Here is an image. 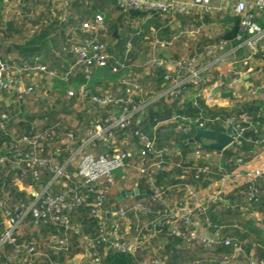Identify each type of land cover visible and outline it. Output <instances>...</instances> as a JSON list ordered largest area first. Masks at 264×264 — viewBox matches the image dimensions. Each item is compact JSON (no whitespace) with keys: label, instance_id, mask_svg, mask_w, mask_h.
Returning a JSON list of instances; mask_svg holds the SVG:
<instances>
[{"label":"trees","instance_id":"16d2710c","mask_svg":"<svg viewBox=\"0 0 264 264\" xmlns=\"http://www.w3.org/2000/svg\"><path fill=\"white\" fill-rule=\"evenodd\" d=\"M84 3L90 7L87 13L83 10L68 17L70 9ZM97 6L106 8L109 19L99 31H87L83 23L94 21ZM154 16L152 25L161 29L167 20ZM145 18L144 13L125 11L105 0H75L66 6L55 0L0 1V64L7 65L14 77L9 87L0 86V264H64L79 253L89 255L94 264H224L228 258L251 264V257L264 264V175L254 181L246 175L233 179L241 169L248 171L262 152L264 101H251L241 109L258 124L255 128L246 125L240 142L224 149L221 162L209 160L210 154L218 151L201 148L189 139L198 121L224 131L241 117L228 108L208 106L202 97L182 104L178 99L166 102L171 100L169 95L157 98L133 115L126 127H113L109 142L97 139L94 145L81 147L92 125L106 124L107 118L120 113L124 106L143 105L148 98L142 95L151 93L135 95L132 102L128 101L130 80L107 92L87 86L82 92L74 81L81 73L90 77L99 66L80 62L77 48L86 47L87 40L104 44L112 58L110 67L116 57L111 41L131 43L127 32L134 29L133 20H140L145 28L150 26ZM29 23L42 27L41 34H27ZM200 24L198 20L194 26ZM67 28L70 30L63 36ZM51 29L56 32L49 39ZM241 33V18L236 16L213 37L202 36L189 56L207 57L210 47L221 40L236 44ZM62 37L63 42L58 41ZM145 39L140 37L137 46L147 45ZM23 40L26 47L20 52L8 46ZM50 41L54 50L48 48ZM148 52L154 55L153 48ZM257 54L264 58L263 50ZM37 65L45 69H37ZM54 78L72 79V84L70 88L62 84L53 87ZM156 82L157 90L173 81L159 78ZM28 88L32 89L27 92ZM41 92L51 94V98L40 96ZM105 95L111 99L107 104L94 99ZM144 137L153 148L143 144ZM116 148L125 152L127 166L116 170L111 180L104 177L84 184L79 173L81 157H98ZM164 149L167 152L158 156ZM262 160L256 166L260 167ZM62 166L63 173L55 178ZM119 170L121 176L117 175ZM227 178L229 189L204 202L198 198L202 189ZM135 188L139 193L122 195ZM45 189V197H64L59 203L61 211L36 203L45 215L38 217L30 209L20 218L21 211L34 202V193ZM98 192L104 196L102 217L93 211ZM116 210L122 214H114ZM216 232L219 240L204 239ZM116 233L122 242L137 244L136 250L115 247L111 238ZM226 239L231 243L225 244ZM90 241L94 246L90 247Z\"/></svg>","mask_w":264,"mask_h":264},{"label":"crops","instance_id":"0c3cea01","mask_svg":"<svg viewBox=\"0 0 264 264\" xmlns=\"http://www.w3.org/2000/svg\"><path fill=\"white\" fill-rule=\"evenodd\" d=\"M1 1V0H0ZM37 2H41L43 0H33ZM46 1V0H45ZM213 5L216 7L213 12L208 13H198V14H192V15H177V16H170V15H160L164 21V26L161 27V29L156 28L154 25H152L153 20H150L152 17H155L154 15H150L147 13H144L146 15V18L144 20L149 23L150 26L143 27V28H134L130 32V36L132 37L131 45L128 46V43H122L118 39L112 40V45H115V51L118 50V55L113 53L116 57L115 60L112 61V65H117L121 67V71L119 73H113L110 70V67H98L95 68L90 75V77H85L82 73L78 75L77 79L74 81V85L79 84V87H89V88H96L100 89V92H107L110 91L112 86L120 84V82H124L126 80L133 81L132 83L136 82L138 83L142 91L139 92V94H146L151 93L150 96L142 95V97H146L150 101L155 100L157 98H163L167 95H169L166 91V89L171 85V83H168V86L164 87L161 86V89H155L156 88V81L159 78H163L164 81H166V76H170L172 79H187L190 76V73L181 69L177 64L176 61L184 58H191L189 54L195 49L198 48V45L201 42V37L204 36L205 38H211L215 34L211 32H203L201 30V24L205 16V20H216L218 22H221L224 27L230 26V21L232 18H235V4L237 0H212ZM106 3L109 4L110 1L105 0ZM112 3V2H110ZM114 6H116L114 3H112ZM112 6V5H111ZM38 8H41L40 6H37ZM85 8V9H84ZM83 10L85 13L90 10V7L85 6V3L83 6H75L74 8L70 9L68 11V17L72 16L73 14L78 15V13H83ZM95 10L97 11L96 14L102 13L104 15V24L107 23L109 19V12L106 10L103 6H97L95 7ZM80 11V12H77ZM136 12V11H134ZM138 14V12H136ZM143 13V12H139ZM32 19V18H31ZM162 20V21H163ZM201 21V24L196 27L194 24H196L197 21ZM257 23H259L261 26H264V15H257ZM145 22V21H144ZM33 23H29L26 27L28 29L26 31L27 34H41L42 27H39L38 25H32ZM222 26V28H223ZM242 29V24H241ZM70 29L65 30V34L67 36V33ZM53 29L49 32V39L52 38L54 34ZM144 34V35H143ZM144 36L147 41V45H151L150 48H153L154 55L151 56V54L146 57L142 58L140 60H136L140 58V50L138 44H136V41L140 37ZM171 36V38H169ZM203 38V37H202ZM64 37L60 38V42H63ZM237 39V43H238ZM23 41H16L15 44L13 42H9L8 46L12 48V50L20 52L21 50L25 49L26 45ZM236 43V44H237ZM235 43L229 41V44L225 48H220L216 52V55L224 54V52L228 51L230 48H232ZM23 45V46H18ZM38 45H33V47H37ZM48 48L54 50L55 44L53 41H50L48 43ZM114 47V46H113ZM47 48V47H46ZM139 52V53H138ZM259 54H254L253 56H249V50L247 48H243L242 51L240 50L235 55H230L229 57L225 58V62H221L220 64H217L213 67L212 70H209L208 74L200 73L199 76L209 75L213 82L217 79H221L222 82H224L226 85L227 83L231 84L229 88H215L212 87V83L209 84H199L194 85L190 84V87L183 92L180 95L171 96V100H168L166 102H172L173 99H178L179 103H183L184 101L188 99L195 100L197 97H202L204 99V102L210 106V107H225L229 110L235 111L233 112V115H237L241 118L239 123H242V119L244 117H247V113L245 111L241 112V109L251 101L255 100H262L264 101V58L258 56ZM151 56V57H150ZM193 57V56H192ZM149 58V59H148ZM248 58V59H247ZM148 59V60H147ZM213 59L212 56L205 57L203 59H200L197 63H195L194 67H192V70H199V67L206 66L211 62ZM237 60V62H234ZM126 66V67H125ZM143 70V72L140 71ZM163 71V72H162ZM189 73V74H188ZM132 79V80H131ZM52 85L53 87L57 85H63L68 86L67 88H70V84H72V79L68 81H63L59 78L52 79ZM143 83H148L150 85V88L146 89L143 87ZM81 84V85H80ZM78 87V88H79ZM164 87V88H163ZM212 87V88H211ZM226 87V86H225ZM155 89L156 91L149 92L148 90ZM230 92L231 95L227 96L226 93ZM137 94V95H139ZM51 95V94H50ZM47 98H50L48 94L44 95ZM263 103V102H262ZM264 106V105H263ZM162 111L160 113H163L164 110L161 108ZM240 111V113H239ZM173 114L176 115V111L172 110ZM237 112V114H236ZM173 117L175 118V116ZM178 117V115H176ZM256 125L258 122H255ZM230 124L226 126V129L229 127ZM255 125V126H256ZM255 126H251L255 128ZM198 127V126H197ZM209 128H213L208 126ZM224 129V130H226ZM219 130V129H218ZM222 131V130H221ZM196 132V128H195ZM264 133V132H263ZM195 134V133H194ZM193 134V135H194ZM264 138V134H263ZM206 142V141H205ZM208 142V141H207ZM262 152L261 154L256 158L255 162L251 164L249 169L257 168V161L262 158L264 160V141H262ZM223 151H218V153L214 152L211 153L209 156L210 161H222V154ZM262 160V161H263ZM255 163V164H254ZM249 169H247L249 171ZM246 170L241 169L240 174L239 172L233 175V179L236 177H244L246 175ZM118 176L122 175V172L119 170L117 173ZM247 176V175H246ZM229 179L223 180V183H215L212 184L209 188L202 189L198 194V198L204 202L209 200L210 198L213 199L221 192L229 189L230 187ZM121 194V192H120ZM120 194L117 196V199L120 200L121 196ZM199 202V200H198ZM211 234V233H209ZM64 264H94L91 261V258L89 255H86L84 253H79L75 255V257L70 261H67Z\"/></svg>","mask_w":264,"mask_h":264},{"label":"built area","instance_id":"2783aa9c","mask_svg":"<svg viewBox=\"0 0 264 264\" xmlns=\"http://www.w3.org/2000/svg\"><path fill=\"white\" fill-rule=\"evenodd\" d=\"M57 3L62 5H68L75 0H55ZM114 3L117 7L122 8L125 11H136L143 12L150 15H192L202 13L213 12L215 10V6L213 5L212 0H108ZM235 15L241 18L242 24V33L238 35V43L230 48L228 51L224 52V54L216 55V52L220 48H225L229 41L221 40L216 45L210 47L208 51V56H212L213 59L209 64L203 67H199V70H192L195 63H197L200 59L205 57L203 56H193L188 58V61H184V59H180L176 61V64L183 70L190 73V77L187 79H172L169 75L166 76L167 79L172 80L171 85L166 89L167 93L171 96L180 95L185 92L190 84L199 85V84H209L212 83V87L215 88H229L231 84L227 83V85L222 82L221 79H217L213 82L209 75L199 76L200 73L208 74L209 70H212L214 66L220 64L221 62H225L227 57L230 55H235L243 48H247L249 50V56H253L256 53H259L261 50L264 51V26H261L257 23V15H264V0H237L235 4ZM104 15L102 13H98L95 15V19L93 22L87 21L83 23V28L85 30H91L94 32L99 31L100 28L103 27ZM86 47L77 48L79 53V60L85 64H93L96 63L99 67H107L109 66V62H111V55L106 51V47L104 44L99 43L94 40L85 41ZM131 43H128L130 47ZM247 58V59H248ZM190 59V60H189ZM234 62H237L235 60ZM112 72H119L121 70L120 66L110 65ZM37 69H45L44 66L37 65ZM188 73V74H189ZM14 82L13 72L9 71V68L4 63L0 64V86L7 88ZM226 86V87H225ZM211 87V88H212ZM32 88H28L27 92ZM84 87H81V91L83 92ZM142 91L141 86L134 82L131 86L127 87V99L132 102V97L139 94ZM94 99L103 104H107L110 102V96L105 95L104 97H94ZM124 98H120V101H123ZM149 102H144L143 105L133 106L130 109H127L124 106V110L122 109L120 113L113 114L106 120V124L96 123L89 128L88 137L83 140L81 147L83 148L87 144L94 145L97 139H102L104 142H109L110 137L112 135L113 127H126L129 125L131 118L136 113H139ZM232 119L229 121L231 122ZM191 122V121H190ZM205 121H198L197 126L208 128L205 124ZM255 122H252L247 117L242 119V123H230L229 126L233 128V143L240 142L243 132L246 129V125L255 126ZM138 132H136L137 134ZM33 140V139H32ZM264 141V138L262 139ZM143 144L149 148H153L154 145L148 140V138L144 137ZM80 148V151L81 149ZM167 150H160L158 156L166 153ZM35 160V159H34ZM241 160V159H240ZM36 161V160H35ZM127 166L126 154L121 151L119 148H116L112 151V153H104L100 156L96 157L92 154H85L80 159L79 164V173L83 178L84 184H93L94 182L100 180L101 178H108L111 180L114 172L118 169L124 168ZM65 169V166H62L57 171V175L62 174ZM249 180L254 181L256 177L264 175V160L260 167L249 169L246 172ZM236 179V178H234ZM47 190L45 189L43 192L34 193L36 198L33 203L30 204L24 211H21L19 214L20 218H23L27 213L26 211L32 209L36 216L40 217L45 215V211H42L40 208L36 207V203H40L42 207L47 206V208H54L57 212L61 211L59 203L64 200L63 196H57L55 199L50 195L45 197V193ZM255 193V189L253 188L250 191V197L253 198ZM102 192H98L97 201L94 206V213L97 216L102 217V201H103ZM122 214V210L115 211L114 214ZM58 219V218H57ZM16 222H19V219H16ZM118 227V225H116ZM102 237L106 239L105 230L102 228ZM197 233V232H195ZM10 235L7 234V237ZM204 239H208L209 241H217L219 240V233H211L204 236ZM111 243L122 251H134L136 250L137 244H126L122 242V237L116 233L114 237L111 238ZM58 243H62V241H58ZM230 240L226 239L225 244H230ZM90 247L94 246L93 243L89 242ZM237 246V244H235ZM94 256V252H93ZM96 256V255H95ZM97 259V258H96ZM228 258L224 264H238L237 262L230 261ZM251 264H263V262H257V260L253 257L250 258Z\"/></svg>","mask_w":264,"mask_h":264},{"label":"water","instance_id":"95a60500","mask_svg":"<svg viewBox=\"0 0 264 264\" xmlns=\"http://www.w3.org/2000/svg\"><path fill=\"white\" fill-rule=\"evenodd\" d=\"M230 96L231 93H226ZM233 128L229 126L226 130L221 131L215 128H204L196 127V132L192 138L189 139L190 142L198 143L201 148L207 150L222 151L233 143ZM206 141V142H205ZM208 141V142H207ZM181 145V144H180ZM139 193V190L135 188L133 191H123L122 195H135Z\"/></svg>","mask_w":264,"mask_h":264},{"label":"rangeland","instance_id":"374dc122","mask_svg":"<svg viewBox=\"0 0 264 264\" xmlns=\"http://www.w3.org/2000/svg\"><path fill=\"white\" fill-rule=\"evenodd\" d=\"M133 24H134V28H143V25H142V22L138 19H134L133 20ZM201 26V30L204 31V32H213V33H217L220 31V29L222 28L223 24L221 22H218L217 19L216 20H204V22H202V24L200 25ZM131 32H127V34L129 35ZM148 48H150V45H145V44H141V46L139 47V50L142 52H140V58L139 59H136V60H140L142 59L143 57L146 58L148 57L150 54L148 52ZM118 51L116 52H113L115 54L118 55L117 53ZM139 53V52H138ZM190 60V59H189ZM188 61V58H184V61ZM141 72H143V70L140 69ZM149 92H152L150 90H148ZM43 94H46L45 92H41L40 93V96L43 95ZM44 96V95H43ZM50 96V95H49ZM51 98V97H50ZM30 191V190H28ZM2 212H0L1 214ZM5 261V260H4Z\"/></svg>","mask_w":264,"mask_h":264}]
</instances>
